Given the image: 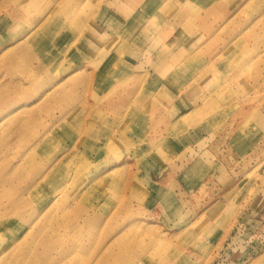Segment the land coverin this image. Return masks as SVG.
<instances>
[{"label": "rangeland", "instance_id": "1", "mask_svg": "<svg viewBox=\"0 0 264 264\" xmlns=\"http://www.w3.org/2000/svg\"><path fill=\"white\" fill-rule=\"evenodd\" d=\"M95 1L102 5L87 1L86 13L109 8L108 0ZM177 1L184 7L198 0ZM144 2L119 0L110 9L140 14ZM171 2L149 22L160 39H149L148 49L164 52L171 66L159 72L166 83L158 89L161 78L149 75L156 90L145 87L147 106L117 125L100 164L32 165L18 177L16 166L1 164L16 161L13 144L6 145L15 134H0V264H133L130 255L152 260L145 264H264V0L218 6L214 12L230 20L213 19L215 31L199 29L197 40L188 41L192 59L182 60L167 52L182 29L169 16L186 15ZM69 4L71 25L81 9L78 0ZM161 92L170 97L163 100ZM153 169L181 175L182 194L165 207L146 180ZM29 177L41 181L38 197L24 188ZM45 209L50 212L41 216ZM162 253L163 261L156 255Z\"/></svg>", "mask_w": 264, "mask_h": 264}, {"label": "crops", "instance_id": "2", "mask_svg": "<svg viewBox=\"0 0 264 264\" xmlns=\"http://www.w3.org/2000/svg\"><path fill=\"white\" fill-rule=\"evenodd\" d=\"M87 1L92 6L102 5L95 0H78L81 11L74 19L77 25L73 21L71 26L69 22L72 20L66 12L70 0H0V104H3L0 134L7 129L13 131L15 137L12 136L6 145L12 143L16 149V161H3L1 164L16 166L18 177L28 170L26 166L32 165L69 166L73 162L82 166L89 164L90 160L93 164H100L104 159L102 152L106 150L104 143L111 138L117 125L122 119L140 113L142 105L147 106L146 88L156 83L149 75L156 72L160 77L171 68L164 59V52L148 49L149 39L155 38V42L160 39L149 22L152 16L162 18L167 0H145L146 9L140 14L131 11L124 12L125 15L110 9L119 0H108L106 11L96 8L92 14L86 13ZM171 1L181 7L177 0ZM224 2L227 0L186 2L181 7L186 11L183 19L174 14L169 16L172 22L180 21L182 29L167 52L178 60L184 57L192 59L194 43L189 44L188 41L197 40L199 29H216L211 25L215 18L221 17L225 22L230 20L222 10H219V15L214 12L218 6L226 4ZM189 29H193L195 34L185 32ZM120 41L123 43L118 47ZM199 45L204 48L209 42L197 43V47ZM229 46L224 45L223 52ZM101 71H105L103 75ZM108 72L114 73L115 78L108 79ZM176 77L171 79L173 85L178 83L179 77L177 80ZM161 80L155 84L158 89L167 78ZM104 85L109 86L105 92L102 90ZM162 92L163 100L170 97L169 93ZM172 100L180 99L172 97ZM74 135L77 139L69 141V137ZM53 150L58 151L57 162H52ZM70 151H75L80 158L72 159ZM112 164L114 162L109 163ZM176 173L153 169L146 176L154 196H160L164 207L165 200L178 199L182 194L181 175ZM65 175L67 180L64 184H68L69 178ZM38 183L36 178L29 177L24 184L32 197H38ZM185 191H188L187 187ZM20 196L24 195L19 193ZM75 204L82 208L78 202H73L72 206ZM48 212L45 209L40 214L47 215ZM114 240L109 241L111 245ZM156 255L159 258L166 256L163 253ZM130 260L133 264L152 261L137 255H130Z\"/></svg>", "mask_w": 264, "mask_h": 264}, {"label": "bare ground", "instance_id": "3", "mask_svg": "<svg viewBox=\"0 0 264 264\" xmlns=\"http://www.w3.org/2000/svg\"><path fill=\"white\" fill-rule=\"evenodd\" d=\"M68 1H69V0H68ZM70 1L72 2V0H70ZM71 2H70V3H71ZM40 182H41V181H40ZM40 182H39V183H40ZM37 185H38V184H37ZM31 186H32V185H31ZM31 186H30V187H31ZM30 189H32V188H30ZM28 191H29V190H28ZM185 229H186V228H185ZM185 229H184V230H185ZM18 239H19V238H18ZM7 250H8V249H7ZM7 250H6V251H7ZM3 255H4V254H3ZM138 255H139V254H138ZM132 256H133V255H132ZM137 258H138V257H137ZM134 260H135V259H134ZM128 262H129V261H128ZM130 263H131V262H130Z\"/></svg>", "mask_w": 264, "mask_h": 264}]
</instances>
